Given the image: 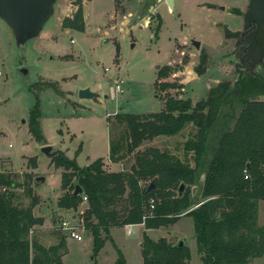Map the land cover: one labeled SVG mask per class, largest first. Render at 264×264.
I'll use <instances>...</instances> for the list:
<instances>
[{
	"label": "rangeland",
	"instance_id": "rangeland-1",
	"mask_svg": "<svg viewBox=\"0 0 264 264\" xmlns=\"http://www.w3.org/2000/svg\"><path fill=\"white\" fill-rule=\"evenodd\" d=\"M73 4L74 0L54 1V13L42 22L37 35L26 41L24 60L16 46L18 31L0 19V173L10 175L16 184L1 191L13 194L18 207H28L35 198L32 215L43 225L31 228L29 241L48 248L65 238L62 264H114L117 250L125 264H142L140 245L144 237L165 239L168 244L181 240L191 255L186 264H202L193 222L185 212L176 223L157 229L145 230L142 225L112 228L108 232L110 240L94 255L93 235L82 220L88 201L81 195L76 210L58 207L59 199L69 192L61 187L64 168H57L52 158L39 153V148L51 145L81 169L101 158L106 173L129 172L136 154L149 147L193 166V155H185L183 143L196 133L194 127L187 125L179 135L148 140L129 155L126 129L117 116L163 112L167 94L195 104L219 83L227 82L232 88L238 79L235 66L246 48L239 38L249 0H172V10L166 0H82L84 32L60 26L75 9ZM225 31L232 33V38H225ZM245 40L250 48L239 67L242 78L254 74L264 79V28L259 34L251 32ZM202 53L207 62L199 76L195 69ZM26 66L28 83L19 73ZM163 67L170 68L168 81L178 90H159L157 75ZM116 81H122V92L115 91ZM48 83H57L63 95L47 89ZM36 86L41 89L42 141L28 132V113L35 103L30 89H38ZM83 88H89L95 98L80 100L77 93ZM243 99L264 97L244 93L233 101L234 113L225 106L221 115L237 116ZM228 125L232 127L233 122ZM109 140L119 149L120 159L115 163L109 161ZM36 177H43L44 184L34 182ZM188 189L193 196L198 187ZM152 205H156L154 199L147 202V214ZM257 211L258 224L264 227V201L258 202ZM72 217L82 225L78 228L81 242L58 230ZM250 264H264V255Z\"/></svg>",
	"mask_w": 264,
	"mask_h": 264
},
{
	"label": "trees",
	"instance_id": "trees-1",
	"mask_svg": "<svg viewBox=\"0 0 264 264\" xmlns=\"http://www.w3.org/2000/svg\"><path fill=\"white\" fill-rule=\"evenodd\" d=\"M81 1L74 0L75 9L61 21L63 29L85 31ZM232 36L225 31V38ZM199 58L195 73L201 76L207 58L203 53ZM170 73L169 67H163L157 75L162 92L178 90L168 81ZM246 77L232 88L227 82L217 84L195 104L167 94L163 112L117 116L126 129L129 155L148 140L179 135L187 125L194 127L196 133L183 143L185 155H193V166L154 147L139 151L129 172L106 173L101 158L82 169L64 153L52 158L57 168H64L62 190H69L59 199L58 207L76 210L81 195L88 200L82 220L93 235L94 255L110 240L108 232L112 228L142 225L145 230L157 229L176 223L184 212L192 219L202 264H250L264 255V227L258 224L257 211L258 202L264 201V100H240L237 116L221 115L225 106L234 113L233 101L244 93L264 97V79L254 74ZM46 86L56 95H63L57 83ZM36 87L30 89L35 103L28 113V132L42 141L41 89ZM236 88L239 92L234 94ZM229 122H233L232 127ZM119 159L118 146L109 140V161ZM143 182L149 184L143 186ZM181 184L185 189L179 197ZM15 186L10 175L0 173V264H62L65 238L48 248L36 241L30 243L31 228L43 222L32 215L37 202L34 197L23 208L14 205V196L8 190L1 191ZM76 186L82 188V193L73 197ZM191 186L198 187L193 196L188 189ZM151 199L156 205L147 214ZM172 245L165 239L144 237L140 245L142 263L186 264L191 257L189 249ZM117 252L114 264H125L122 253Z\"/></svg>",
	"mask_w": 264,
	"mask_h": 264
},
{
	"label": "water",
	"instance_id": "water-1",
	"mask_svg": "<svg viewBox=\"0 0 264 264\" xmlns=\"http://www.w3.org/2000/svg\"><path fill=\"white\" fill-rule=\"evenodd\" d=\"M56 0H0V19H2L6 24L12 26L18 31V37L16 40V46L19 51L20 58L24 60V49L25 43L30 38L37 35V31L41 26L42 22L50 17L54 10H52V5ZM167 6L172 10V0H166ZM248 11L243 15L242 20L244 22V31L240 34V42L246 44V48L243 49L240 64H236L235 71L238 74V79L235 83L237 86L242 79L241 70L244 60L246 59V51L249 49L250 43L246 42L244 39L249 33L259 34L264 28V0H249ZM198 44L196 45V47ZM245 53V54H244ZM48 59L54 60V57L49 56ZM253 68V66H252ZM19 73L25 83H28V67H22L19 69ZM238 88H236L233 93L237 94ZM231 93V94H233ZM228 94L227 96L231 95ZM77 96L80 100H93L95 98V93L90 91L89 88H83L78 90ZM39 153L48 158H54L62 154L61 151L53 148L51 145H45L39 148ZM88 168V167H87ZM34 182L38 184H44L43 177H36ZM184 184H181L177 196L181 197L184 191ZM153 188V185H151ZM82 193V188L76 186L73 191V197H78ZM175 248H184L183 241L179 240L172 245Z\"/></svg>",
	"mask_w": 264,
	"mask_h": 264
},
{
	"label": "built area",
	"instance_id": "built-area-1",
	"mask_svg": "<svg viewBox=\"0 0 264 264\" xmlns=\"http://www.w3.org/2000/svg\"><path fill=\"white\" fill-rule=\"evenodd\" d=\"M72 43V42H71ZM121 84H122V81H116V84H115V91H118V92H122V89H121ZM82 199L88 201L86 199L85 196H82ZM154 205L151 206V208H153ZM77 219L75 217H72V221L70 220H65L63 221L60 226L58 227V230L62 231L65 236H69L71 237L73 240L77 241V242H81L82 241V236H80L78 234V231H79V227L82 226V225H79L78 222H76ZM73 223V224H72ZM127 227H131V226H127ZM129 234H132L133 232L131 230L128 231ZM32 231H30L29 234H31Z\"/></svg>",
	"mask_w": 264,
	"mask_h": 264
},
{
	"label": "flooded vegetation",
	"instance_id": "flooded-vegetation-1",
	"mask_svg": "<svg viewBox=\"0 0 264 264\" xmlns=\"http://www.w3.org/2000/svg\"><path fill=\"white\" fill-rule=\"evenodd\" d=\"M249 34H250V33H249ZM249 34H248V35H249ZM248 35H247V36H248ZM244 39H245V38H244ZM244 44H245V43H244ZM249 48H250V47H249ZM248 50H249V49H248ZM248 50L245 52V53H246V55H247V52H248ZM245 53H244V54H245Z\"/></svg>",
	"mask_w": 264,
	"mask_h": 264
},
{
	"label": "crops",
	"instance_id": "crops-1",
	"mask_svg": "<svg viewBox=\"0 0 264 264\" xmlns=\"http://www.w3.org/2000/svg\"><path fill=\"white\" fill-rule=\"evenodd\" d=\"M36 231H38V230H36ZM40 243V242H39ZM54 245H56V244H54ZM51 246V245H50ZM143 264V263H142Z\"/></svg>",
	"mask_w": 264,
	"mask_h": 264
}]
</instances>
